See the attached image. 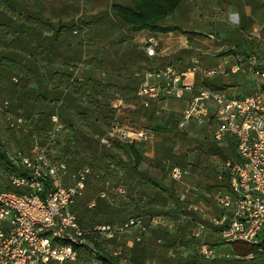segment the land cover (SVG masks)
<instances>
[{
  "label": "rangeland",
  "instance_id": "1",
  "mask_svg": "<svg viewBox=\"0 0 264 264\" xmlns=\"http://www.w3.org/2000/svg\"><path fill=\"white\" fill-rule=\"evenodd\" d=\"M22 1L30 5L29 9L33 13L38 12L36 15L39 20L48 22L53 31L60 26H64L65 29L59 42L54 45L55 62L51 66L42 64V74L48 82L45 86L46 90L40 91L35 85L30 87L32 98L38 97L34 107L25 106L15 113L13 108L18 106V100L9 98L11 83L0 72V142L10 159L12 158V162L17 161L19 152L28 153L32 144V139L29 137L31 125H26L29 128L26 131L24 122L36 124L43 113L51 114V118L56 116L62 130L50 147L51 152L56 156L62 155L68 166H70L68 162L74 165L70 167L80 168L84 159L86 165H92L99 174L98 179L92 180L86 192L77 200L76 213H79L80 208H91L93 202L98 203V195L108 182L110 186L123 185L127 189L126 195L119 197L113 193L111 187L106 191V199L102 200L103 204L123 211L122 219L118 220V223L134 217H142L145 221H149L152 217L147 215L146 210L152 208L151 215L157 218V223L142 236L139 245V247L145 246L146 249L141 253L145 264H264V258L259 257L257 252L251 254L243 252L244 249L250 248L248 246L234 247L235 245L223 244L209 222L211 216L217 213L213 198L225 190L221 187L224 186L223 180L226 177L220 172L221 167L225 162L235 158L232 141H229L227 147H217L212 141L210 126L200 129L191 126L189 131H181L177 127L159 131L158 125H163L167 120H170L172 125L177 123L179 112L185 104L163 100L152 104V107H155L153 111H144L140 108L139 101H131L135 108H129L124 100L122 104L116 103L115 95L125 98L119 90L117 76L109 74L107 69L96 72V66L91 63V59L96 56L97 48L102 46L104 40L106 42L107 39L114 37L113 44L108 46L103 44L114 53L117 43L120 41L124 43L123 38L131 36L129 29H118L114 25L110 13V6L126 4L127 0ZM29 9L23 12V16L27 17L30 14ZM109 31L112 33L108 34ZM52 34L53 32L48 33L47 36L52 37ZM78 44L82 45V59L74 62L71 59L76 54L75 48ZM145 44L146 40L141 44L142 49ZM163 48V45L159 44L157 53ZM173 50H178V45H175ZM199 57L198 53L189 49L188 52H177L169 61L166 58L152 59V67H164L170 62L178 72H186L194 62H199ZM60 59L68 63V68L73 72V80L83 81L90 78L105 86L107 93L103 97H96L92 103L85 99L78 103L65 99V103L70 102L67 105L69 107L64 113L61 112L60 103L51 102L47 95L54 86L50 83L51 74L67 71L66 67L61 65ZM105 64L104 61V66ZM229 75L227 82L233 83V75ZM234 83L244 88L236 93L243 94L247 91L244 77L236 78ZM42 97H46L45 103L42 102ZM22 99L26 100V98ZM4 103H7L6 108ZM92 104L97 105L99 110L95 112L91 107ZM114 106L118 108L113 114L118 131L134 134L148 130L153 133L152 141L144 146L145 160L139 169L141 174L131 171L128 155L123 150L115 149L113 145L117 139L108 136L113 128L106 125L105 119L108 116V109L115 108ZM28 112L31 115L30 121H27L24 115ZM69 124L72 126L68 127ZM117 135L116 132L114 136ZM213 145L219 148L222 154L212 153ZM160 147H162L160 156H163L164 150H171L174 156L186 155L190 173L181 183H173L165 168L163 170L156 168L155 150ZM75 152L81 155V160H75ZM121 164L126 165V171L121 169ZM143 176L157 181L160 188L165 191L167 199L164 201L159 198L151 199V194L146 192L142 185H138V181ZM9 177L0 172V190L8 186ZM193 190L198 191L197 196L194 195ZM148 200H152V204H147ZM134 205L138 209L135 210ZM99 220L94 218L96 223L93 225H98ZM83 221L88 222V218L84 217ZM103 221L105 222L101 224L107 223L106 219ZM132 236L134 235L125 234L118 241L109 243L108 251L113 253L115 249L121 248L126 252L125 244L132 239ZM250 255L253 259H248ZM78 264H91V261L84 258Z\"/></svg>",
  "mask_w": 264,
  "mask_h": 264
},
{
  "label": "built area",
  "instance_id": "2",
  "mask_svg": "<svg viewBox=\"0 0 264 264\" xmlns=\"http://www.w3.org/2000/svg\"><path fill=\"white\" fill-rule=\"evenodd\" d=\"M158 47V40L152 37L146 40L142 50L152 59ZM249 65L255 90L243 97L196 88L186 81L188 75L194 77L199 72L197 62L183 73L171 65L146 72L136 97L144 108L163 100L183 102L179 130L210 126L211 138L217 147L224 148L229 146V141L233 142L235 158L225 162L220 170L228 176V187L213 198L217 213L209 222L223 244L252 245L257 248L258 256H264V69H257L253 63ZM239 71L240 68L234 66L231 72ZM216 74L215 69L203 71L205 78ZM51 121L53 128L48 134V144L34 140L28 153L19 152L14 164L21 167L24 174L10 176V189L0 190V264H78L84 258L91 264H101L95 259L94 248L84 247L88 244L84 236L89 231L99 242H113L119 234L136 230L138 235L134 242L140 243L147 230L157 223L154 219L145 221L134 217L120 224L96 225L90 230L81 227L74 206L90 180L98 175L89 166L72 170L57 159L50 147L62 127L56 116ZM116 132L118 135L114 136ZM108 136L142 144L153 139V133L148 130L130 134L116 127ZM189 173L188 167L173 166L169 179L179 184ZM105 185L98 195L100 199L106 198V191L111 187L119 197L127 193L123 185L110 186L109 182ZM193 193L197 196L198 191L193 190ZM111 254L120 264H134L124 258L121 248ZM248 259H253L252 255Z\"/></svg>",
  "mask_w": 264,
  "mask_h": 264
},
{
  "label": "trees",
  "instance_id": "3",
  "mask_svg": "<svg viewBox=\"0 0 264 264\" xmlns=\"http://www.w3.org/2000/svg\"><path fill=\"white\" fill-rule=\"evenodd\" d=\"M184 1L185 0H127L126 4H114L110 6V13L114 20V25L117 26L118 29H129L131 32L149 31L155 33H169L176 31V28H163L162 26L165 23L166 19L172 16ZM29 6L30 5L25 4L22 0H0V72L4 76H6L11 83L12 89L9 98L11 100L17 98L18 100V106L13 108V110H15V113L21 111V109H24L25 106H35V102H37L38 97L36 96L37 99L32 98L30 94L31 86H37L40 91L46 90L45 86L48 84V82H46L45 76L42 74V67L40 66V63L41 61L49 63V57L53 52L54 44L59 41L65 29L64 26H60L57 30L53 31V28L49 26V23L41 22L39 20V17L35 13H33L31 9H29ZM27 9H29V11L31 12L27 17H25L23 16V12ZM52 32V37L44 36L45 33ZM75 52L76 54L73 55L71 61H81V44L77 45V47L75 48ZM63 67H66L65 70L67 71L51 74L50 83H52L54 86H52V90L47 92V95L48 97H50L51 102H56L58 104L60 103L61 112L64 113L69 107H67V105H69L70 102L65 103V99L77 103L80 100L85 99L92 103L93 99L99 96L103 97L107 93L105 86L91 80L90 78H87L83 81L73 80V72L70 68H68V63L63 62ZM95 69L97 70L98 68ZM219 82L220 77L216 75L213 76L212 80H209V78H202L198 76L196 88L204 87L213 91L225 93V85H222ZM128 95H132V99L134 102L139 101V103L141 104V100L136 97V94ZM22 98H26V100H23ZM41 100L43 103L47 101L46 97H42ZM152 104L154 103H151L149 108H144L141 104L140 108L144 111H153L155 107H152ZM91 107H93L92 109L95 112L99 110L97 105L95 104H92ZM115 110L116 109L112 107L110 108V110L108 109L109 112L108 116L106 117L107 120L105 119V123H107V126H112V123L114 122L113 114ZM24 115L27 121H30V113L28 112ZM51 116V114L44 115L43 113V115L36 121V124L28 122L29 126L31 125V129H29L26 125L24 127H27L29 129V137L31 138L34 134H36L38 138L43 139V142L41 144H48V134L53 128ZM177 125L178 119L175 125H172L171 121L167 120V122H165L163 125H158V130L166 131L175 129ZM71 126V124L68 125V127ZM113 146L115 149L125 151L131 163V171L135 174L140 173L139 169L145 160L144 145L139 143L122 144L117 141ZM211 148L212 153L222 154L221 150L215 145L211 146ZM161 149L162 147L155 150L154 164L156 168L161 170L165 168L169 173L170 169L173 166L181 168L188 167L186 155L174 156L171 150H164V152H162L163 156H160ZM74 158L75 160L82 159L81 155L78 152L74 153ZM57 159L65 162L62 155L57 156ZM82 162L83 164L80 168L89 166L93 170V172L96 173V170L92 165H86L84 159ZM68 163L70 166L73 165L70 162ZM70 166L68 167L72 170L80 169L76 166ZM121 169L126 171V165L121 164ZM0 172L4 176L24 174L23 169L12 162L10 156L3 149L1 142ZM225 176L226 177L223 180L224 186H221L222 189H227L229 183L228 176ZM98 177L94 180H97ZM88 185L86 186L84 193L86 192ZM138 185H142L143 188L147 190L146 192L151 194V199L159 198L163 201L167 199L165 198V191L160 188L159 183L151 179L150 177H141V180L138 181ZM9 189V186H7L4 190ZM98 199L99 202H95L93 207L89 209H78L79 213H76V206H74V212L76 214L79 225H84V228L90 226V228H87L90 230L94 226H96L93 225L96 223L94 222V218L100 219L99 221H97V223H99L98 225H103L101 224L105 222L103 221V219H106V224L110 225L120 224L124 222H117L118 220L120 221L122 219V210L111 208L109 205L103 204L104 202H102V200L104 199H100L99 197ZM147 204H152V200H148ZM133 208L135 210L138 209L136 205H134ZM151 209L152 208L149 207L146 210V213L148 216L153 217L151 215ZM84 217L88 218V222L83 221ZM84 239L88 243L86 246H84L85 249H88L89 246L93 247L96 251L95 259L101 264H119V260L116 257H113L111 252L108 251V245L112 242H107L105 240L99 242L96 237L92 235V233H90V231L84 236ZM263 244L264 242L262 243V245ZM139 245H141V242L136 243L135 247L132 250V261L135 264H144V258L141 256V253H143L144 250L142 247H139ZM236 246L250 247L249 249L243 250V252L246 254L257 252V248L252 245L235 244L234 247ZM259 257L264 258L263 255Z\"/></svg>",
  "mask_w": 264,
  "mask_h": 264
},
{
  "label": "crops",
  "instance_id": "4",
  "mask_svg": "<svg viewBox=\"0 0 264 264\" xmlns=\"http://www.w3.org/2000/svg\"><path fill=\"white\" fill-rule=\"evenodd\" d=\"M162 27L176 28V31L169 33L131 32L130 37L123 38L124 43H121L122 41L119 42L121 44L117 43L114 53H111L107 47L109 44H113L114 37L107 39L106 42L104 40L102 46L97 48L96 56L91 59V63L98 68L95 69L96 72H103L107 69L109 74L117 76L119 90L125 98L115 95L116 103L122 104L124 100L129 108H135L131 103L133 97L128 94H136L144 74L155 68L152 67V59L147 58L141 48V44L152 37L156 38L159 44L164 47L156 53L153 59L166 58L169 61L177 52H188L189 49L198 53L200 56L199 62H197L199 63V72L194 77L188 75L186 79L195 87H197L198 76L205 78L203 71L217 69L216 76L220 77L219 83L225 85L226 94L243 97L254 92L255 79L249 63H253L257 69H264V0H185L175 13L166 19ZM110 33L112 32L109 31L108 34ZM47 34L45 33L44 36ZM104 43L107 45L106 47L103 46ZM175 45H178V50L174 51ZM54 59L56 58L53 49L49 63L41 61L40 66L42 67V64L51 66L55 62ZM62 59L60 61L63 66L65 61ZM104 61L106 62L105 66ZM167 65L173 66L170 62H167L165 66ZM234 66L240 68L236 75L231 72ZM229 74L233 75L232 82H235L238 77H244L247 82V91H244L243 94L236 93L244 88L239 87L234 82H227ZM212 79L213 77L209 78V80ZM114 107V109H118L116 106ZM24 124L29 125L27 122ZM115 124L116 122L112 123V128L116 126ZM25 128L27 131V127ZM30 139H32L31 143L34 140L39 141L40 144L43 142V139L38 138L36 134ZM117 141L122 144L139 143H129L118 139ZM95 174L99 175L98 173ZM94 179H91L90 182ZM152 219L157 221L156 217H152ZM125 234L134 235L132 239L126 242V252H123L124 258L134 263L131 261L132 250L136 245L134 238L138 232L130 230L119 234L115 241H118ZM141 247L146 251L145 246Z\"/></svg>",
  "mask_w": 264,
  "mask_h": 264
}]
</instances>
